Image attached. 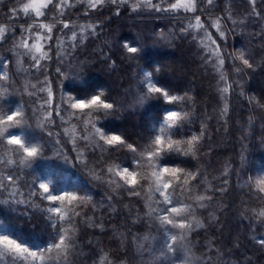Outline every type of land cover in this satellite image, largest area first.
Wrapping results in <instances>:
<instances>
[{
	"label": "snow or ice",
	"instance_id": "snow-or-ice-1",
	"mask_svg": "<svg viewBox=\"0 0 264 264\" xmlns=\"http://www.w3.org/2000/svg\"><path fill=\"white\" fill-rule=\"evenodd\" d=\"M222 2L0 0V15L4 17V22H0V204H26L37 208L43 205V229L48 233L46 243L33 247L0 221V264H73V257L78 256L80 248L81 227L104 230V220L93 219L88 214L89 206L92 213L98 210L92 191L79 187L58 188L51 180L40 177L25 178L32 176L26 170L32 169L37 159L47 158L44 151L49 144L43 142L44 135L51 139L55 149L53 156L66 161L69 157L65 145L71 143L76 162L106 186L105 200L111 212L117 211L112 202L118 203L124 197L144 202L142 215L138 209L132 215L133 210L129 209L131 222L147 221L163 239V245L153 249L150 241L155 240V236L130 233L135 258L140 264H216L220 253L214 244L206 245V251L196 256L190 239L192 233L207 227L205 219L209 223L219 220L213 212L201 219L198 210L209 209L214 196L229 191L230 165L225 166L219 184L214 183L215 177L210 180L200 166L190 165V160L199 161L212 151L210 146L204 151L211 139L208 121L212 116H197L196 102L188 92L181 95L161 84L158 74L163 66L152 71L141 68L136 99L127 108L103 90L68 95L64 81L83 80L82 72L70 70L77 60V52L103 32L101 23L89 22L90 13L111 7L114 15L119 16L123 7L130 13H157L161 17L168 14L181 23L176 30L179 37L190 36L201 49L202 64L211 67L216 74L217 92L222 101L219 119L226 126L231 93L235 87H241L239 80L229 79L226 61L237 76H248L249 70L254 73L264 67V57L255 59L245 47L228 52L227 42L230 37L242 35L254 19L260 31L250 35L264 50V0H259V6L258 0H246L248 9L239 16L233 12L236 0H228L224 7H221ZM78 7L84 23L79 22L80 17L74 19L73 10ZM158 37L161 41L165 39L163 32ZM121 47L126 53L124 60H138L143 46L122 42ZM96 50L105 55L102 49ZM108 59L109 67L114 69L117 62ZM9 65L15 68V73L10 72ZM21 75L23 81L17 79ZM240 94L244 95L242 91ZM25 96L28 97L26 104L14 99ZM246 99L249 104L264 109V104L255 97ZM150 101L159 103L158 115L144 132L135 133V140L123 132L105 130L103 121L122 119L123 112L135 113L139 111L138 106ZM249 119L251 121V117ZM37 129L41 137L33 134ZM62 138H66L64 142ZM85 150L91 153L99 150L95 163L89 162ZM109 150L110 156H106ZM246 151L242 148L241 168L247 164ZM240 179L243 182H238V186L247 197L241 201L240 215L250 221V228L254 225L264 228V176L245 175ZM35 200L40 203L35 204ZM104 206V202H100L99 207ZM28 219L31 220V216ZM120 239L123 245L127 237ZM255 243L264 247V235L255 239ZM145 254L147 261H144ZM93 264H117V261L111 252L101 248ZM118 264L128 262L121 257Z\"/></svg>",
	"mask_w": 264,
	"mask_h": 264
},
{
	"label": "trees",
	"instance_id": "trees-1",
	"mask_svg": "<svg viewBox=\"0 0 264 264\" xmlns=\"http://www.w3.org/2000/svg\"><path fill=\"white\" fill-rule=\"evenodd\" d=\"M227 2L228 0H223L221 7ZM247 9L246 0H236L233 5V12L238 16L243 15ZM73 11L74 19L80 17L79 7ZM216 11L218 14L220 9ZM90 17L89 22L98 21L103 25V32L99 38L87 41L83 49L78 50L77 60L73 62V68L70 70H80L83 80H65L66 93L83 95L103 90L106 95H111L127 108L131 105L133 94L137 92L138 80L142 78L141 68L152 71L157 66H163L161 73L158 74L161 84L181 95L188 92L196 102L197 116L205 114L212 116L208 121L211 139L204 149L207 152L210 146L212 151L210 155L201 156L199 161L190 160V165L200 166L210 180L216 178L214 181L216 184L220 183L225 166L230 165L231 168L229 191L217 194L209 209L199 211L206 217L209 212H213L219 220L210 223L207 220V227L198 231L196 236L201 238L204 246L215 245L220 253L217 264H264V247L255 243V239L264 235V228L255 225L250 228V221L242 219L241 201L246 200L247 197L242 194L238 186V182H243L240 178L245 175L253 178L264 176V145H261V139L264 138V109L249 104L246 99L249 96L255 97L264 104V67L258 68L254 73L249 70L248 76H237L230 62L226 61L225 69L229 79L239 80L241 87H235L231 93L228 123L224 126L219 119L222 101L217 92V76L211 67L202 64L201 49L197 43L190 36L179 37L176 30L181 27L180 21L172 19L168 14H163L161 17V14L157 13H130L123 7L119 16L114 15L112 8L109 7L102 12L90 13ZM0 22H4L3 15H0ZM79 22L84 23L85 18L80 17ZM259 31L260 26L254 19L251 20L242 35L229 38L226 50L232 52L234 49L245 47L253 53L255 59L260 60L264 57V50H261L256 39H252L250 35ZM161 32L165 37L162 41L158 37ZM122 42L143 46L138 60L123 59L126 53L121 47ZM97 48L102 49L105 55H101ZM4 53L7 55V49H4ZM108 58L117 62L114 69L109 67ZM11 67L9 65V69ZM241 91L244 95L240 94ZM15 100L28 102V98L26 100L15 97ZM138 107L139 111L135 113L123 112L122 119L110 118L103 121L105 130L110 133L123 132L130 139L135 140V133L144 132L153 122L152 118L158 115L160 105L156 101H150ZM33 134L37 137L42 136L38 129ZM76 135H79L78 130ZM42 138L44 143L49 144L44 151V156L47 158L37 159L32 169L26 170V172L30 171L32 176L26 175L25 178L31 180L33 177H40L51 180L58 188L79 187L92 191L95 194L94 202L97 203L98 210L92 213L89 206L88 214L92 215L93 219L99 217L104 220L103 231L99 228L81 227L80 248L78 256L73 257V264H93L96 253L101 248L111 252L117 264L121 257H124L128 264H140L135 258V246L130 233L142 237L149 234L151 228L147 221L132 224L129 209L133 210L132 215L136 214L137 209L142 215L144 202L124 197L118 203L112 202L117 211L111 212L105 200L108 194L106 186L90 176L89 170L76 162V153L70 150L71 143L65 145L69 157L66 161L53 156L55 149L51 146L50 138L46 135ZM65 139L62 138V142ZM242 148L247 150L245 153L247 164L244 168L240 167ZM120 155L123 156L124 153ZM85 156L90 163H95L99 157V150L96 153L85 150ZM106 156H110V150ZM233 172L238 175H233ZM100 202H104L103 208L99 207ZM34 203L40 202L35 200ZM125 205L128 207L125 208ZM42 207L43 205L37 208L26 204H0V221H3L10 230L19 233L33 247L42 246L48 240V233L43 229L45 217L41 211ZM28 216H31V220ZM121 237H127L123 245Z\"/></svg>",
	"mask_w": 264,
	"mask_h": 264
},
{
	"label": "rangeland",
	"instance_id": "rangeland-1",
	"mask_svg": "<svg viewBox=\"0 0 264 264\" xmlns=\"http://www.w3.org/2000/svg\"><path fill=\"white\" fill-rule=\"evenodd\" d=\"M9 70H10V72L15 73V68H14V67H11V69H9ZM79 71H80V70H79ZM17 79L20 80V81H23V80H24V77L21 75V76H18ZM17 86L19 87V84H18ZM136 93H137V92H135V93L133 94L134 97H133L132 101L130 102V104H132V103L135 101V99H136ZM16 98H19V99H20V97H16ZM23 98H25V99L27 100L28 97L25 96V97H23ZM14 99H15V98H14ZM20 103H24V102H21V100H20ZM25 104H26V103H25ZM199 211H201V209L198 210V216H199L201 219H205L206 216H205V215H202V214H201L202 212H199ZM205 222H207V219H205ZM202 230H203V229H199V230H197L196 232L192 233V235H191V237H190L191 242H192L193 252L195 253L196 256H201V255L206 251L205 246L202 244L201 238L199 239V237L196 236V233H197L198 231H202ZM149 234H150L151 236H155V237H156L155 240L150 241L151 246H152L153 249H158L159 247H161V246L163 245V239L160 238L159 234L155 231V229L151 228ZM146 243H148V242H146ZM207 245H208V244H207ZM204 248H205V250L203 251ZM147 260H148V255L145 254V256H144V261H147ZM218 260H219V257L216 258V261H217V262H218ZM216 264H217V263H216Z\"/></svg>",
	"mask_w": 264,
	"mask_h": 264
}]
</instances>
